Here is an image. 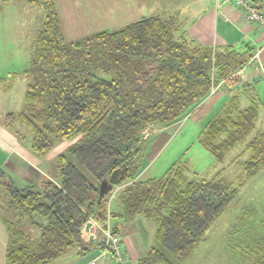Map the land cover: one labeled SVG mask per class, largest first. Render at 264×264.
<instances>
[{"label": "trees", "instance_id": "16d2710c", "mask_svg": "<svg viewBox=\"0 0 264 264\" xmlns=\"http://www.w3.org/2000/svg\"><path fill=\"white\" fill-rule=\"evenodd\" d=\"M29 1L42 7L44 21L25 71L23 109L6 114L3 126L41 158L61 143L72 144L58 155L55 179L40 185L20 189L0 168L10 208L41 231L32 242L8 222L5 264H51L74 249L85 254L92 250L83 238L91 220L104 228L110 224L119 237L122 225L137 217L156 226L155 245L138 264H181L264 171V130H257L264 102L254 86L231 95L199 134L198 143L218 167L236 165L233 178L224 171L202 178L183 161L163 176L138 177L145 131L184 118L213 89L232 83L254 52L200 43L175 14L66 44L56 1ZM243 94L250 100L245 108ZM116 170L125 173L100 198L102 181ZM116 188L119 209L112 210ZM250 264H264V250Z\"/></svg>", "mask_w": 264, "mask_h": 264}, {"label": "rangeland", "instance_id": "374dc122", "mask_svg": "<svg viewBox=\"0 0 264 264\" xmlns=\"http://www.w3.org/2000/svg\"><path fill=\"white\" fill-rule=\"evenodd\" d=\"M55 1L60 15L64 42L69 44L98 32L119 30L143 19L142 17L155 16L161 10H166L175 4L181 6L179 10H183L185 4L190 0ZM3 8L0 0V118L6 113H19L23 109L24 96L29 82L25 71L31 65L33 45L44 21V10L36 6L33 9L34 12L29 14L28 24L24 27L25 23L23 24L22 21L17 35H12L10 22L12 15L9 12L5 15V11L10 10L4 11ZM189 24L191 23H188L187 27ZM254 87L264 102V78L255 83ZM212 91L211 94L217 90L213 89ZM189 117L190 115H186L175 124L165 128L168 130L164 132V135H167L169 140L150 166L152 170L145 173L142 178L163 176L166 170L177 161H183L190 172H198L202 178L211 177L218 170V164L198 143L201 128H196L195 123H191ZM158 130L161 131V128L149 132L145 138L149 139L155 133L159 135ZM257 130H264V108L261 109ZM252 137L251 135L250 138ZM65 144L70 145L72 142ZM243 148L244 146L240 145L231 152L228 157L229 161L237 156ZM56 154L57 152H50L45 158L36 156L44 161V167L52 165L51 169H55L56 174V162L59 155L56 156ZM54 157V161L50 164L47 159ZM244 158H247V155ZM236 170V165L230 168L229 174L232 178ZM117 190L118 188L111 197L113 207L117 203ZM1 193L6 194V191L0 184ZM4 201L8 206L7 194L0 196L2 205H4ZM11 213H15L9 219L15 231H22L32 242L40 239V229L30 223L25 213L17 212V214L14 210ZM137 218L146 223L143 232L145 240L148 241L149 248H151L156 242V226L142 217ZM108 226L110 227V224ZM97 227V231L95 229L93 233L97 238L91 236V239L96 242L99 251L93 259H96L98 264H117L115 255L105 251L102 247L100 248L99 238L102 226ZM261 250H264V171L247 184L231 208L223 213L208 231L201 244L181 264H250ZM90 252L80 254L77 249H74L52 264H76L81 262L85 258L84 256ZM99 254L100 256H98ZM107 255L108 258L105 261L104 257ZM84 263L83 261L82 264Z\"/></svg>", "mask_w": 264, "mask_h": 264}, {"label": "crops", "instance_id": "0c3cea01", "mask_svg": "<svg viewBox=\"0 0 264 264\" xmlns=\"http://www.w3.org/2000/svg\"><path fill=\"white\" fill-rule=\"evenodd\" d=\"M1 2L2 7L5 8H3L4 11L10 10L5 11V15L8 12L12 15L10 20L12 35H17L22 21L23 24L25 23L24 27L28 24L29 14L34 12V7L37 6L42 9L41 6L31 3L29 0H1ZM180 7L175 4L166 10H161L156 15L169 13V15H178L186 25L191 23L188 25L189 36L205 45L216 49L231 46L239 52L250 49L254 52V58L238 73V77L232 83L220 85L215 93L210 94L189 112L191 123H195L196 128L202 130L208 121L229 101L231 95L248 91L250 87H253L255 83L264 78V28L258 24L247 22L243 11L235 5L233 0H190L185 4L183 10H179ZM245 95L243 94L240 99L243 108L250 105V100ZM6 114L0 118V168L13 184L20 189L40 185L46 179L54 180L56 174L55 169H51L52 165L44 167V161L34 155L28 147L20 143L11 131L3 126L2 120ZM260 117L261 111L259 120ZM167 130L161 128V131L158 130L159 135L153 134L142 146V168L138 177L142 178L145 173L152 170L150 166L169 140L167 135H164ZM152 137L154 139L151 140ZM65 143L68 142L58 145L54 149L55 151L52 152H57L56 156L64 152L71 145ZM54 159L55 157L48 158L47 161L51 164ZM149 159L150 161H148ZM230 168L226 167L222 170V167L219 166L213 175L219 171H224V174L229 176ZM1 195L6 194L1 193ZM111 208L112 210L119 209L117 203L113 207V202ZM11 212L13 210L9 205H6L5 201L4 205L0 203V264L6 263V250L9 240L7 224L10 217L15 214ZM145 224L144 220L136 218L121 227L119 238L127 264H138L149 250L150 246L148 241L145 240L143 232ZM83 233L85 241L89 243L92 250L84 256L85 258L81 262L76 264H82L83 261L88 262L95 258L99 251V247L91 239L92 237L87 235L86 232ZM108 255L104 257L105 261H107ZM111 257L114 260L113 256Z\"/></svg>", "mask_w": 264, "mask_h": 264}, {"label": "built area", "instance_id": "2783aa9c", "mask_svg": "<svg viewBox=\"0 0 264 264\" xmlns=\"http://www.w3.org/2000/svg\"><path fill=\"white\" fill-rule=\"evenodd\" d=\"M235 5L241 9L245 15L247 22L251 24H258L262 28H264V0L260 2H252L250 0H233ZM213 92V91H212ZM151 132L150 130L145 131V136H147ZM90 227L84 232L93 238H97L94 235V231L97 226H99L94 220H91ZM97 231V229H96ZM101 235H100V244L103 245L104 250L111 252L115 255L117 264H126L125 254L123 252L120 238L113 234L111 228L108 226L107 228L101 227ZM95 236V237H94ZM85 264H98L96 259H91Z\"/></svg>", "mask_w": 264, "mask_h": 264}, {"label": "water", "instance_id": "95a60500", "mask_svg": "<svg viewBox=\"0 0 264 264\" xmlns=\"http://www.w3.org/2000/svg\"><path fill=\"white\" fill-rule=\"evenodd\" d=\"M125 171L123 170H116L112 173L110 178L108 180H103L100 186V198H102L104 195L108 194L113 186L117 185L119 182V178L122 174H124ZM90 227V223H87L86 230Z\"/></svg>", "mask_w": 264, "mask_h": 264}]
</instances>
